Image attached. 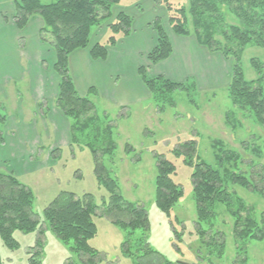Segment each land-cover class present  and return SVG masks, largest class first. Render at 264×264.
Listing matches in <instances>:
<instances>
[{"label": "trees", "instance_id": "obj_1", "mask_svg": "<svg viewBox=\"0 0 264 264\" xmlns=\"http://www.w3.org/2000/svg\"><path fill=\"white\" fill-rule=\"evenodd\" d=\"M124 0H15L14 24L24 30L34 16L43 20L40 39L55 54L54 71L59 77L57 108L71 121V146L88 149L94 161V175L103 196L98 203L93 194L78 197L72 192H61L42 212L35 213V196L13 172L0 169V239L11 251L19 248L16 232L25 235L36 234L37 246L30 247L29 262L39 264L43 255L41 237L47 231L58 240L70 245L77 261L66 264H96L101 262L102 253L90 245L98 234L94 221L96 217L106 218L125 232L121 249L123 256L134 264H189L172 261L153 249L148 240L150 220L147 208L141 203L129 202L120 193L119 182L105 165L104 159L113 160L117 150L113 123L107 114L99 115L95 101V89L81 96L74 84L70 68V55L90 46L92 32L111 21L113 9ZM139 3L141 0H134ZM164 7L168 23L179 36L194 35L198 43L212 53H220L225 60L233 62L232 80L228 96L234 107L248 111L264 129V64L252 59L251 65L258 77L248 81L241 67L242 55L248 46L264 49V0H190L185 6L182 0H153ZM139 7L140 5L137 4ZM141 9V6L139 7ZM157 35L155 47L147 55L149 66L167 61L173 54V47L167 31L159 18L153 23ZM109 36L104 43L91 49L94 60L104 61L109 47L117 44L118 37H127L133 30V18L119 13L108 26ZM118 36V37H117ZM141 66L140 77L150 92L156 112L163 114L166 108L174 106L172 95L176 92H190L197 88L196 82H176L159 75L149 79ZM0 105V129L7 123L8 116ZM0 130V141L4 135ZM128 145L127 152L134 149ZM214 162L208 163L198 152L194 139L179 142L171 153L183 158V163L192 169V196L195 202L197 220L194 225L199 247L196 256L200 261L221 260L227 252L226 233L218 228L219 210H224L233 220V234L237 254L243 256L240 264L247 261L248 241L264 240V217L259 219L253 207L233 190L234 186L260 195L264 199V170L258 173L254 161L241 171L242 157L234 150L226 149L216 141L212 144ZM257 158L264 157V147L252 149ZM155 205L164 214L173 228V247L182 255L184 228L181 222L172 219L174 208L184 197V189L177 182V167L164 154H155ZM98 212L101 214L99 215ZM181 228H180V227ZM179 227V229H178ZM41 248L40 251H36ZM0 264H3L0 256Z\"/></svg>", "mask_w": 264, "mask_h": 264}, {"label": "rangeland", "instance_id": "obj_2", "mask_svg": "<svg viewBox=\"0 0 264 264\" xmlns=\"http://www.w3.org/2000/svg\"><path fill=\"white\" fill-rule=\"evenodd\" d=\"M54 1L42 0L43 3ZM133 1L124 0L122 5L129 7ZM189 1L182 0V3L188 6ZM97 29L99 28L93 31ZM118 38L123 39V36ZM125 44L128 50L127 40ZM43 47L44 50L51 49L47 44ZM47 54L45 66L50 65L52 53L47 52ZM222 58L225 62L214 58L208 65L207 70L214 76L204 78L200 75V90L197 86L195 90L192 89L188 93H174L172 98L175 105L167 107L163 114L156 112L152 101L122 109L117 107L106 109L103 103L95 101L98 114H107L113 123L117 144L113 160L109 157L105 158V165L112 171L113 177L117 178L122 196L129 202L141 203L147 208L150 220L148 240L151 247L169 260L176 262L209 264L208 261L198 260L196 256L199 243L194 234L197 215L192 196V169L183 163L182 157L176 158L171 153L173 149L178 148L179 142L194 139L198 144V152L202 159L213 164L212 144L220 141L226 149L234 150L241 155L242 163H244L240 168L241 171H250L251 168L247 166L251 161L256 164L254 169L258 173H263L264 170V157L257 158L252 152L255 146L264 147V129L250 112L240 111L231 103L227 89L232 80L233 62L225 60L223 56ZM140 59L141 65L146 69L147 78L152 79L162 75L175 81L171 75L166 73V64L159 63L149 66L146 55H140ZM252 59H258L264 64V49L255 46H248L245 49L241 67L248 81L258 77L251 65ZM214 77L215 79H212ZM189 79L197 84L196 79ZM204 84H206L205 89L202 87ZM18 88H23V84H19ZM22 95L24 104L26 107L29 106L26 96L23 93ZM0 105L5 108L4 113L8 115L9 103L0 101ZM58 110L50 98L43 99L38 110L39 117H41L34 116L31 119V121H36L35 124L18 125L13 124L14 121L9 123L7 120L6 125L0 129L5 137L6 132L11 133L12 129L19 130V127L23 126L24 130L20 131L22 132L20 145L17 143L18 139L11 138L18 133L16 130H14L15 133L7 135L5 146L0 145V169L7 171L10 169L23 184L32 190L35 196L34 211L39 215L63 191L72 192L78 197L87 193L93 194L98 203L103 196H108L105 191H100L98 188L91 152L81 146H71V121L65 119L66 116L60 110L62 116L58 121L55 117V114L59 113ZM54 119L57 120L56 123ZM62 119L67 124V128L63 127ZM55 126L58 140L55 139L56 136L52 137L51 131ZM46 128L50 131H44V135L43 130ZM15 143L17 144L14 145ZM42 145L43 148L40 147ZM128 145L134 149V152H127ZM15 146L23 151V158L20 157V160L15 157ZM155 154L166 155L176 165L177 182L184 189V197L174 208L172 214V219L177 218L185 230L183 245H180L181 256L175 252L173 247L174 236L171 221L155 205L157 175ZM233 190L248 207L254 208L259 219L264 217V199L260 195L250 193L238 186H234ZM219 212L217 226L226 233L227 252L224 258L214 259L213 262L214 264H240L244 257L237 254V244L232 230L233 220L224 210H219ZM98 214L101 213L98 212ZM94 221L98 234L90 241V245L100 251L103 257V260L96 264H134L131 259L123 256L121 249L126 236L125 232L106 218L96 217ZM14 237L20 244L19 248L14 251L6 248L0 239V256L3 264H32L28 260L30 256L28 253H30V247L37 246V235L16 232ZM41 240L44 253L39 257L41 261L39 264H66L70 262V258L71 261H79L76 254L70 250L71 244L61 242L52 232L47 231ZM246 248L247 261L245 264H264V240L248 241ZM40 249L37 248L36 251Z\"/></svg>", "mask_w": 264, "mask_h": 264}, {"label": "crops", "instance_id": "obj_3", "mask_svg": "<svg viewBox=\"0 0 264 264\" xmlns=\"http://www.w3.org/2000/svg\"><path fill=\"white\" fill-rule=\"evenodd\" d=\"M14 2L15 0H0V101L9 103L10 112L7 115L9 123L14 121L13 124L29 125L36 123V121H31L32 117H41H39L38 110L43 99L50 98L55 103L58 96L59 77L53 69L55 54L52 49L44 50L45 44L40 39V30L44 25L43 20L39 16H34L24 30H18L13 20ZM122 4L123 1L120 6L113 9V17L115 18L121 12L131 16L133 30L129 36L118 39L116 46L109 47L107 59L104 61L94 60L91 56V49L94 45L106 41L109 36L108 26L114 18L92 32L88 48L77 50L69 57L70 72L81 96H86L90 89H95L98 95L96 100L103 103V107L106 109L110 107L122 109L152 101L150 92L140 77L139 69L142 66L140 55L147 57L156 45L157 35L153 23L157 18L164 25L173 47L172 56L162 63L166 64V73L171 75L176 82H185V80H190L189 78H194L200 90V75L204 78L214 76L207 70L211 61L214 58H219L218 60L225 62L220 53H212L200 45L194 35L179 36L175 34L168 23L166 10L154 3L153 0H141L139 3L133 1L129 7ZM137 4L141 6V9ZM140 32L141 34H138ZM125 40L128 41V50ZM47 52L52 55L50 65L45 66ZM19 84H23V88H18ZM202 87L205 89L206 84ZM22 93L28 100L29 106L27 107L23 102ZM61 116L60 111L55 114L58 121ZM49 118L50 114L48 120ZM54 121V123L57 122L55 119ZM62 122L64 123L63 127L67 128L63 119ZM16 129H12V132L15 133ZM23 130V126H20L19 130H16L18 133L11 137L15 140L18 139L19 145L22 141V132L20 131ZM44 131H50V129L43 130L45 135ZM12 132H6L3 141H0L1 147L5 146L6 137ZM51 132L52 137L56 136L55 139L58 140L56 126ZM14 149L16 159L23 158V151H20L16 146ZM8 170L12 172L10 169Z\"/></svg>", "mask_w": 264, "mask_h": 264}]
</instances>
